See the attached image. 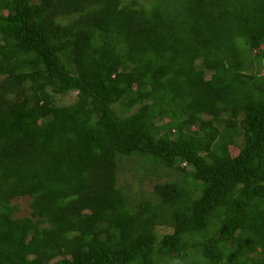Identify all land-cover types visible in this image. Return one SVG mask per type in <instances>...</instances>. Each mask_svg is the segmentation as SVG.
<instances>
[{
    "label": "trees",
    "instance_id": "16d2710c",
    "mask_svg": "<svg viewBox=\"0 0 264 264\" xmlns=\"http://www.w3.org/2000/svg\"><path fill=\"white\" fill-rule=\"evenodd\" d=\"M0 264H264V0H0Z\"/></svg>",
    "mask_w": 264,
    "mask_h": 264
},
{
    "label": "rangeland",
    "instance_id": "374dc122",
    "mask_svg": "<svg viewBox=\"0 0 264 264\" xmlns=\"http://www.w3.org/2000/svg\"><path fill=\"white\" fill-rule=\"evenodd\" d=\"M67 20H71L66 18ZM73 99V93H67L62 96H58L55 99V104L56 105H67L69 104ZM233 154V153H232ZM121 166V172L119 175L116 176V184L120 189L128 195V197L131 196H138L143 193H150L152 191V187L156 182H163L169 180V178L166 177H161L160 179L157 180H147L146 178L144 179H138L132 176L131 170H125L127 167H129L128 160H122L121 163L119 164ZM29 199L26 197L23 198H16L11 201V205L15 207V211L13 212V217L14 218H23L28 216L29 214ZM154 231L158 235H163L166 233H169L171 231L170 227L167 224H160L158 223L157 225L154 226Z\"/></svg>",
    "mask_w": 264,
    "mask_h": 264
}]
</instances>
